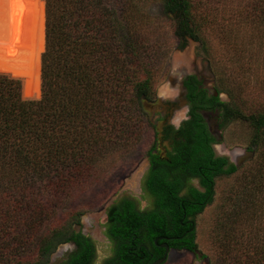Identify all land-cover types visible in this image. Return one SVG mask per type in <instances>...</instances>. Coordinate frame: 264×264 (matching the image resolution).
<instances>
[{
	"label": "trees",
	"instance_id": "16d2710c",
	"mask_svg": "<svg viewBox=\"0 0 264 264\" xmlns=\"http://www.w3.org/2000/svg\"><path fill=\"white\" fill-rule=\"evenodd\" d=\"M158 1L162 15L173 23L179 51L189 40L208 50L199 36L205 30L195 15L199 1ZM40 2L21 0L18 49L0 51V264H48L57 247L68 242H74L76 250L65 264H94V243L72 230L81 215L69 211L68 205L88 181L101 151L126 147L149 123L144 100L153 94V64L160 57L158 51L154 57L147 53L154 47L130 25L128 12L135 0H43L41 6ZM229 12L239 25L251 22L257 35L263 32L258 26L264 27V0H249ZM227 20L224 29L231 32L233 20ZM19 78L24 79L26 95L39 94L40 85V97L25 98ZM190 80L192 173L200 176L203 188L201 193L194 191L201 205L186 211L194 218L212 202L215 179L239 170L213 158L208 147L212 139L198 111L217 108L224 123L242 114L218 96L208 99L206 92L197 90L195 78ZM247 121L254 133L252 161L258 147L264 149V112ZM258 158L264 168V151ZM152 169L143 186L153 200L151 210L139 211L126 197L109 209L105 228L114 248L104 264H142L141 252L130 251L131 246H152L161 234L179 235L168 225L178 229L185 214V199L178 196L181 187L170 188L164 177L151 178ZM253 199L249 220L256 222L259 209ZM236 211L234 218L241 213ZM235 238L230 226L219 239L221 248L213 264H264V239L248 237L241 253ZM172 245L195 253V235Z\"/></svg>",
	"mask_w": 264,
	"mask_h": 264
},
{
	"label": "rangeland",
	"instance_id": "374dc122",
	"mask_svg": "<svg viewBox=\"0 0 264 264\" xmlns=\"http://www.w3.org/2000/svg\"><path fill=\"white\" fill-rule=\"evenodd\" d=\"M194 1L201 3L196 5L195 15L205 30L199 36L208 46V50L205 45L189 40L186 48L179 51L178 41L172 35L173 23L162 15L158 0H135L136 6L128 12L130 25L140 37L149 39L154 47L147 51L151 57L156 56L158 51L160 59L153 64L151 99L158 97V104L163 101H176L179 109L172 116L174 123L185 118L180 80L189 74L201 77L209 91L218 89L221 100L232 110L242 114V118L235 117L225 122L223 129L218 132L215 125H219L217 116L220 114L213 113L205 118L209 119L211 130L218 141L216 153L225 155L241 169L232 175L215 179L212 202L194 217L196 252L170 251L165 264H213L221 248L219 239L230 226H233L236 237L234 245L241 244L235 245V248L241 253L247 246L248 237L258 235L259 241L264 239V168L260 167L258 158L264 149L259 146L256 158L252 161V156L247 154L250 153L254 135L247 118L264 112V27L259 24L258 29L263 32L257 35L254 24L249 22L241 26L229 12V8L244 7L249 0ZM225 2L228 5H224ZM41 3L43 0L40 6ZM21 10L22 4L18 41ZM228 17L233 20L231 32L224 29ZM214 22L218 26H213ZM19 79L23 84L25 98L36 100L40 97V85L39 94L29 96L24 92V79ZM158 104L154 109L147 106L149 116L152 112L161 111ZM141 130L142 133L133 138L126 147H118L114 152L101 151V159L90 171L88 181L75 192L68 205L69 211L73 210L81 215L72 230L88 236L95 244L94 264H103L112 255L111 245L103 235L108 207L121 195L139 194V179L146 167L143 160L153 140V129L148 122ZM236 152L241 155L234 156ZM253 197L259 209L256 210V222L249 220V207L254 206ZM143 202L146 204L137 202L140 210L152 209L153 202L148 198ZM237 208L241 213L238 218H234ZM73 251L74 246L71 243L59 245L50 256L48 264H65Z\"/></svg>",
	"mask_w": 264,
	"mask_h": 264
},
{
	"label": "flooded vegetation",
	"instance_id": "af4514ba",
	"mask_svg": "<svg viewBox=\"0 0 264 264\" xmlns=\"http://www.w3.org/2000/svg\"><path fill=\"white\" fill-rule=\"evenodd\" d=\"M190 77L195 78V85L197 87L198 91H204L206 92L207 98H215L219 97L221 100L220 94L217 95L215 88L212 89V91H209L205 85L204 81L201 77H198L196 74H189L184 75L180 80V88L182 93V103L184 104L185 109V118L179 121L178 123L173 122L172 116L174 113L179 109L176 101H163L162 104L159 103L158 97L154 96L153 99H150L148 101H145V106H149L151 109H154V107L158 104L161 108V111L152 112L149 116V124L152 126L153 129V140L151 147L149 148V153L147 152L146 158L143 160L146 164L145 171L141 175L138 183V189L139 194L138 195H121L117 199L116 202H119L122 198H128L131 199V201H134L137 205V202L145 203L144 200H147V198L153 202L152 198L147 195L145 190L143 189L144 179L145 176L151 171L152 166L154 164V169H152V176L150 174L151 178L154 177H164L168 182L170 188H177L178 186L181 187V191L178 194L179 197H184V205H186V208L184 207V215L181 216L180 221L178 223V229H176L175 226L168 225V229L170 232H173L175 230L178 231V236H167V235H158L153 240L152 246H149L148 244L143 243L142 245L138 247L131 246L129 248L130 251L136 252L140 251L139 259L142 264H153L154 262L161 260L164 255L167 253L166 261L163 263L165 264L168 259V254L170 251H187L186 249H177L172 245L174 242H183L185 241V238L190 237L192 234L195 235V222L194 218L191 216L186 215L187 209L194 210L195 208H198L201 205L200 197L194 196L196 193L194 191H197L198 193H201L203 191L202 184H201V178L200 176H197L196 174L192 173V164L191 161L193 157L191 154L192 149V131H193V118L190 116L192 103L189 100L190 91L189 87H192V80H190ZM156 97V98H155ZM222 101V100H221ZM150 110V109H149ZM199 114L201 115L203 122L207 128V132L209 133L210 138L212 139L210 143H208L209 149L213 153V158H221L227 161V164H232L237 168V163H233L230 161L225 155L216 153V145L218 144L217 138L214 135V133L211 130L209 119H205L206 115H211L213 113L221 114L219 109L214 110H199ZM157 114V115H156ZM219 125L216 124L215 128L217 132L219 129H223L225 123L222 120L221 116L219 115ZM176 159L177 162L174 160ZM176 162V163H175ZM241 169V168H239ZM200 171V168L198 169ZM149 178H146V184L150 180ZM195 193V194H194ZM144 199V200H143ZM116 202H113L106 211V219L105 223H107L108 220V211L111 208L113 204ZM146 204V203H145ZM138 208V206H137ZM139 211H146L143 209H139ZM77 234L81 233L78 231H75ZM82 236L89 238L88 236L81 233ZM103 235L108 241V243L111 245V252L112 255L109 259L113 257V245L111 241L107 238L106 235V228L104 225L103 228ZM90 239V238H89ZM91 240V239H90ZM92 241V240H91ZM93 242V241H92ZM71 243L74 246V251L76 250V244L74 242H68ZM95 248V244H94ZM73 251V252H74ZM188 252V251H187ZM72 255V254H71ZM95 257H96V248H95ZM107 259V260H109ZM96 260V258H95ZM105 260V261H107ZM104 261V262H105ZM95 263V262H94ZM104 264V263H103Z\"/></svg>",
	"mask_w": 264,
	"mask_h": 264
},
{
	"label": "bare ground",
	"instance_id": "6f19581e",
	"mask_svg": "<svg viewBox=\"0 0 264 264\" xmlns=\"http://www.w3.org/2000/svg\"><path fill=\"white\" fill-rule=\"evenodd\" d=\"M21 0H0V51L16 52Z\"/></svg>",
	"mask_w": 264,
	"mask_h": 264
},
{
	"label": "water",
	"instance_id": "95a60500",
	"mask_svg": "<svg viewBox=\"0 0 264 264\" xmlns=\"http://www.w3.org/2000/svg\"><path fill=\"white\" fill-rule=\"evenodd\" d=\"M249 152L250 153L247 152V154H250L252 156L251 158H253V156H254L253 153L251 151H249ZM240 155L241 154L240 153L238 154V152L234 153V156H240ZM242 155H243V152H242ZM237 168L239 169V165L237 166ZM167 253L164 255V257L161 260H158V261L154 262L153 264H163L166 261Z\"/></svg>",
	"mask_w": 264,
	"mask_h": 264
}]
</instances>
